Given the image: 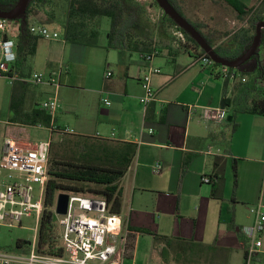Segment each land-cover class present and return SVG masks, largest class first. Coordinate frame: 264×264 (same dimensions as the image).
<instances>
[{"label": "crops", "instance_id": "crops-1", "mask_svg": "<svg viewBox=\"0 0 264 264\" xmlns=\"http://www.w3.org/2000/svg\"><path fill=\"white\" fill-rule=\"evenodd\" d=\"M207 1L180 0L182 8L185 6L192 14L188 15V12L184 11L189 20H193L194 23L204 20V24L208 26L207 19L211 21L212 18L207 14ZM260 1L253 6L245 5L252 8ZM189 3L192 9L186 6ZM223 4L225 6L222 7L237 19V13L225 2ZM219 12V10L214 12L212 21L215 23L213 27L216 26V30L221 31L217 27H223L225 24L222 21L224 15ZM179 40L172 44L167 41L168 44L160 45V54L154 56L151 61L143 59L140 54L130 53L125 55L121 64L119 53L110 50L115 53L112 55L105 45L101 48L87 47L68 44L63 40L62 44L54 48L61 50L58 61L49 59L47 63L50 67L48 74L62 67L66 70L61 76L60 88L30 84L32 87L27 96V104L29 101L31 105L34 103L40 105L54 96L58 98L61 106L55 116L58 128L64 125L75 134L93 137L100 134L109 140L137 144V155L120 183L123 193L120 216L131 231L139 234L138 239L143 235L153 237L154 234L171 237L172 235L163 227V221H155L149 211L150 207L165 212L163 213L165 217L177 225L179 230L181 226L176 224V221L184 217L183 203L186 200L198 202L202 198L203 186L208 185L202 182L204 177L212 180L209 184L211 188L220 185L231 165L233 169V161H236V165L242 163L240 173L247 175L249 172L256 178L247 185V193L254 194L255 197L245 198L247 193L241 182L238 184L236 202H248L252 207L264 205V116L237 115L238 128L231 134V108L227 104L235 98V86L240 82L226 81L218 76L217 70L201 66L198 63L200 54L192 44L178 51L185 43ZM97 51H106L107 56L101 59L102 56ZM185 55L189 57L187 62L183 60ZM32 60L33 58L29 60L28 66ZM114 65L120 66L121 72L118 76ZM97 68L99 71L95 72ZM150 69H159L161 73L151 76L150 84L156 93V100L145 108L141 102L145 95L142 82ZM109 72L112 76L107 78ZM33 73L34 71L30 70V75ZM96 73L98 75L94 77ZM259 86L262 90V82ZM197 88L200 92L196 91ZM106 93L109 95L111 106H106L102 102ZM31 105L28 104L27 107ZM207 107L226 108L228 112L226 122L218 126L205 124L201 119V109ZM162 113L164 118L160 121ZM184 158L190 161V165L182 177ZM156 163L162 165V171L158 176L150 172ZM127 176H130V182L125 185ZM127 188L128 192H132L131 203L136 207L132 209L130 207L126 213ZM210 199L217 200L212 197V192ZM160 200L168 203V207H161ZM176 209L180 210L178 215L169 213ZM185 216L188 226L186 233L182 234L189 238L191 236L189 227H192L190 221L194 220L193 226H196L197 219L189 212ZM253 222L254 219L248 225H252ZM227 226L228 232H235V238L243 228L237 227L235 221V230L231 229L230 225ZM262 237V253L257 260L261 263L264 260V235ZM190 238L195 239L193 235ZM214 243L217 245L216 238L212 241V244ZM155 248L154 241L153 252ZM241 249L244 260L242 244ZM125 264L135 262L127 259Z\"/></svg>", "mask_w": 264, "mask_h": 264}, {"label": "trees", "instance_id": "trees-1", "mask_svg": "<svg viewBox=\"0 0 264 264\" xmlns=\"http://www.w3.org/2000/svg\"><path fill=\"white\" fill-rule=\"evenodd\" d=\"M19 0H0V10L11 11ZM174 9L190 23L204 38L216 55L227 61H234L245 54L253 44L256 36L257 25L264 22V0L252 8H248L239 0H223L236 13L239 22L244 25L234 34H225L229 41L217 43L216 31L205 33L203 24L189 20L183 12L180 0H168ZM154 3L159 8L154 0ZM52 15L49 14L48 24H58L62 28L63 39L68 44H76L87 47H99L101 28L105 19L109 21V29L106 33L107 42L105 48L119 53L120 63H123L127 54H140L142 56H158L160 54V41L167 40L170 44L175 42L170 39L167 30L174 29L175 33L181 32L185 37L186 49L192 44L200 56L206 53L184 30L162 13L157 25H151L148 8L138 0H31L26 16L23 20L12 22L17 25V62L12 67L11 75L17 74L20 78L28 77L30 70L28 62L36 55L38 42L41 38L33 36L29 32L30 19L37 17L42 8L53 5ZM56 10V11H55ZM57 11H60L57 14ZM167 37V39L165 38ZM223 38V39H224ZM180 41V40H179ZM264 49V30L257 54L246 62L239 70L246 77L245 83L235 86L236 96L230 104L231 108V134L235 133L238 124L237 115L250 114L264 116V90L259 83L264 81V64L261 62L260 51ZM177 51V52H178ZM216 67L220 65L216 64ZM32 85L23 82H15L10 101L9 124L21 127H39L46 129L51 126V116L40 110L38 103L27 107V96ZM164 113L160 121H163ZM59 129V128H58ZM57 138L52 142V150L49 164V181L46 187L44 199V211L37 230L36 249L38 253L47 256H62L64 254L61 245V227L58 217L54 213L57 197L62 194H74L105 200L110 212L121 215L123 205V193L120 183L128 173L138 152L137 144L84 136L79 134H63L55 132ZM190 161L184 158L181 175L187 173ZM235 174V187L237 186V165L233 161ZM212 197L220 200L217 189L212 190ZM235 230L234 221L230 223ZM155 247H162L161 257L167 261V250L176 249V257L183 264H191L187 247L179 239L153 235ZM238 237L245 249L247 240L242 235L241 229ZM32 241H19V252ZM180 242V243H177ZM177 245V246H176ZM200 246V253L216 254L222 256L214 243L207 248ZM26 250V249H24ZM224 256V255H223Z\"/></svg>", "mask_w": 264, "mask_h": 264}, {"label": "built area", "instance_id": "built-area-1", "mask_svg": "<svg viewBox=\"0 0 264 264\" xmlns=\"http://www.w3.org/2000/svg\"><path fill=\"white\" fill-rule=\"evenodd\" d=\"M31 35L47 41L60 38L57 32H51L45 25L29 26ZM178 39L185 42L181 32L175 33ZM17 31L12 22L0 20V78L15 82H25L32 85H49L60 88V79L66 71L63 67L48 75L33 73L20 78L11 75L12 67L17 62ZM151 61L152 56H142ZM198 63L205 68L217 70L218 76L229 82L245 83L247 78L236 69L216 67V63L207 55L198 58ZM161 73L159 69H150L143 78L142 86L145 95L141 99L147 108L156 100V93L150 84L151 76ZM112 73H107L110 78ZM264 86V81L262 82ZM102 102L111 106L106 93ZM61 106L56 96L39 105V109L51 116V126L48 139L36 143L20 141L14 137H4V150L0 159V225L14 228L21 226L24 218H35L36 235L28 249L18 253L0 250V264H125L127 259L135 262V249L139 234L131 231L120 215L110 212L108 203L103 199L70 194L68 212L58 217L62 229V256H47L38 253L36 249L37 230L44 211L46 187L49 181V164L52 142L55 132H60L55 124V116ZM226 108H202L201 119L205 124L221 125L226 122ZM44 129L41 125L37 127ZM72 132V131H66ZM94 137L103 138L100 134ZM107 139V138H104ZM109 139V138H108ZM156 173L162 171L161 163L153 167ZM204 184H211L210 178L202 179ZM254 222L249 227L241 229L247 244L244 249L243 264H257L262 253L264 235V205L258 204L251 208Z\"/></svg>", "mask_w": 264, "mask_h": 264}, {"label": "rangeland", "instance_id": "rangeland-1", "mask_svg": "<svg viewBox=\"0 0 264 264\" xmlns=\"http://www.w3.org/2000/svg\"><path fill=\"white\" fill-rule=\"evenodd\" d=\"M140 3L145 5L149 10V18L151 20V25H157L162 17L163 11L157 7V5L154 3V0H138ZM242 3L246 4L247 6H253L256 5L259 0H239ZM56 2V0H54ZM221 3V4H220ZM224 2L221 0H208L206 9L207 14L211 16L213 20V14L217 10H219L222 15H224L222 21L224 22L223 27H217L219 30H216L215 23L211 20L207 19V25L204 24V20H198L197 23L201 22L200 24L205 25V27L202 28V30L205 33H208L209 31H218L219 36H216L214 39L217 41V43H224L226 41H229L230 39L224 38L223 36L225 34L231 35L234 34L236 31H238L244 24L239 22L238 19L235 18V16L229 14L227 12V9L222 7L225 6L223 4ZM186 6L190 9H192L191 4H186ZM182 7V6H181ZM196 9V7H194ZM54 9V4L47 6L45 8H42L39 12V15L37 17L30 19V25L32 24H41L45 25L51 32H57L60 36V38L56 41H47L44 39H40L38 42L37 47V54L33 57V60L29 63L30 70L34 71V73H41L44 75H48L50 71V67L47 64L49 59H59L61 56V50L54 49L57 45L62 44L63 39V32L62 28L58 24H48V17L49 14L52 15V10ZM183 12H188V9L183 8ZM210 9V10H209ZM56 11V10H55ZM60 11H57V14H59ZM188 15H192L188 12ZM220 15V16H222ZM193 21V20H192ZM109 21L107 19L104 20L103 26L101 28V35L99 38V44L100 48L103 47V45H106L107 38L106 33L109 29ZM17 25L12 23V27L14 30L16 29ZM175 30L170 29L167 30V34H169V38L174 40H178L177 36L175 35ZM226 36V35H225ZM167 39V37H165ZM224 38V39H223ZM157 42L161 45H164L165 43L168 44L167 40L160 41L157 39ZM96 47V48H99ZM105 47V46H104ZM60 48V47H59ZM99 54H101V59H104V56H107L106 51H97ZM101 52V53H100ZM112 55L114 51H110ZM261 56V62L264 64V49L260 52ZM185 62L189 61L188 55H185L183 57ZM58 63V62H55ZM110 64V62H109ZM121 64V63H120ZM117 71V76L120 75L121 69L120 66L114 65V67ZM57 69V68H56ZM198 69V68H197ZM57 71V70H56ZM98 68L95 69V72H98ZM98 73L94 74V77H96ZM203 88L202 86H200ZM262 88L264 90V86L262 84ZM13 91V85L12 82L9 79L6 78H0V159L3 154L4 150V137H14L20 141H28L32 143L44 141L49 138L50 133L49 131L44 129H39L37 127H21L14 124H9L8 120L10 117V101H11V95ZM197 92H200V89L197 88ZM28 104L31 105L28 101ZM27 104V106H28ZM59 113V112H58ZM57 113V114H58ZM62 118L60 119V122L62 123ZM59 131L63 134H75L72 132H66L71 131L68 128H65V126H59ZM67 127V126H66ZM241 134V133H240ZM57 138V135L54 136V139ZM232 162V161H231ZM242 166V163H237V186L235 187V174L231 168L228 170V172L224 174V178L222 179L220 185L211 188L209 185L203 186V195L198 202L195 200H186L183 203L182 206V213L183 218H179L176 221V224L180 225V229H177V225H175L172 221H170L169 218L165 217V215L159 208L150 207L149 211L152 213L153 218L155 221H163V227L165 230L172 235L169 238L179 239L181 240L184 245L189 249L188 254L190 257L189 260L191 264H243V250L241 249L242 242L238 237L235 238V232L229 231L228 232V226L230 225L231 221L234 219L235 224L237 227H245V226H251L248 225L251 223L254 219L253 214L251 213L252 206L249 205L248 202L243 203H237L236 202V192L238 189V184L242 183V188L247 190V185H249V182L252 180H255L256 178L251 175L249 172H247V175H244L243 173H240V168ZM150 172L154 174V176H158L159 173L154 172V170L150 169ZM241 175V176H240ZM130 182V176H127L125 178V185H128ZM244 186V187H243ZM217 189L218 194L220 195V200H211L210 199V192L212 190ZM128 192V188L126 189ZM131 194L132 192H128V197H126L125 201H127V207L126 213L131 207V209L136 207L134 204L131 203ZM255 196L254 194H246V199H253ZM157 204V202H156ZM160 206H167L168 203H163L161 200L159 201ZM252 204V203H251ZM255 204V203H254ZM252 204V205H254ZM169 206H171L169 204ZM172 207V206H171ZM183 208H188V211L183 210ZM191 213L194 217H196L197 222L196 226L195 221L191 219L192 227H189V231L191 233V236L193 235L195 239L186 238L185 234H182L186 231V228L188 224L186 213ZM172 213L174 216L178 215L180 213L179 209L174 210ZM166 223V225H165ZM245 225V226H244ZM193 227L194 230H193ZM36 229L37 224L35 222V218H24L21 226H16L14 228H9L3 225H0V250L11 252V253H18L19 250L17 249V243L19 241H33L36 235ZM62 230V229H61ZM186 233V232H185ZM161 236V235H159ZM180 236V237H176ZM216 238L217 240V248L219 249V252H224L222 256H216V254L210 253V256L208 257L206 253L203 252V254L200 253V246L203 245L206 248L210 245H212L213 239ZM180 243V242H177ZM177 246V245H176ZM154 239L151 236L143 235L140 239H138V242L136 244L135 249V264H183L182 261L177 259L176 253H177V246L176 249H169L166 252L169 254L167 261H165L161 257V251L162 247L158 246L154 249ZM27 249V246L24 248ZM22 249L21 251H23ZM20 251V252H21ZM263 262H258L257 264H263Z\"/></svg>", "mask_w": 264, "mask_h": 264}, {"label": "water", "instance_id": "water-1", "mask_svg": "<svg viewBox=\"0 0 264 264\" xmlns=\"http://www.w3.org/2000/svg\"><path fill=\"white\" fill-rule=\"evenodd\" d=\"M159 8L163 13L172 19L175 24L182 30H184L200 48L206 53V55L213 60L217 65L227 67L230 69L240 70V68L248 62L253 56L257 54V49L259 48L262 31L264 30V22H261L257 25L256 36L254 38L253 44L249 50L243 54L240 58L234 61L224 60L216 55L214 50L207 44L204 38L200 35L198 31L190 24L188 21L183 18L169 3L168 0H155ZM31 0H19L17 5L9 12H4L0 10V20H6L10 22L21 21L25 18L28 6ZM70 194L62 193L57 197L56 201V215L64 216L68 212Z\"/></svg>", "mask_w": 264, "mask_h": 264}, {"label": "flooded vegetation", "instance_id": "flooded-vegetation-1", "mask_svg": "<svg viewBox=\"0 0 264 264\" xmlns=\"http://www.w3.org/2000/svg\"><path fill=\"white\" fill-rule=\"evenodd\" d=\"M261 43V42H260ZM261 52V51H260ZM261 57V56H260Z\"/></svg>", "mask_w": 264, "mask_h": 264}]
</instances>
